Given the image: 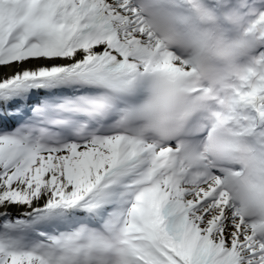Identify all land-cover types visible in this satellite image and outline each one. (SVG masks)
Segmentation results:
<instances>
[{"label":"bare ground","instance_id":"6f19581e","mask_svg":"<svg viewBox=\"0 0 264 264\" xmlns=\"http://www.w3.org/2000/svg\"><path fill=\"white\" fill-rule=\"evenodd\" d=\"M258 5V13L245 15L243 31L257 19L259 47L234 84L264 115V0ZM134 7L132 0H0V97L20 92L11 102L0 99V128L20 121L34 95L53 99L84 85L70 76L74 70L109 68L128 77L196 70L198 62L187 58L182 67L173 64L167 44ZM212 46L215 60L225 58L219 41ZM96 89L75 97L77 108L91 102L99 113L101 126H91L85 139L60 147L37 114L0 135V264H264L261 217L244 215L224 178L186 171L178 149L151 128L141 130L144 122L126 137L118 128L123 102L107 105ZM252 113L245 112L260 118ZM109 193L114 201L103 214L99 203ZM65 209L93 212L96 226L60 230L52 237L57 246L26 243L12 232L42 226Z\"/></svg>","mask_w":264,"mask_h":264},{"label":"rangeland","instance_id":"374dc122","mask_svg":"<svg viewBox=\"0 0 264 264\" xmlns=\"http://www.w3.org/2000/svg\"><path fill=\"white\" fill-rule=\"evenodd\" d=\"M257 21V20H256ZM251 25L249 26V28L250 27H252L253 26V24H255L254 23V20H252L251 22ZM257 25L255 24L253 27H256ZM170 53V56H169V58L170 59H172L173 61V64L174 65H176L177 66V63H179L180 61H179V59L181 60V58H182V56L181 55H179V54H175V51H170L169 52ZM168 64V63H167ZM250 107H251V104L249 103V102H246V101H243V100H239V103H238V106H237V108H236V110L238 111V112H242V111H244L245 109H250ZM13 233H18L19 234V229H16V230H14V231H12ZM24 240V239H23Z\"/></svg>","mask_w":264,"mask_h":264}]
</instances>
